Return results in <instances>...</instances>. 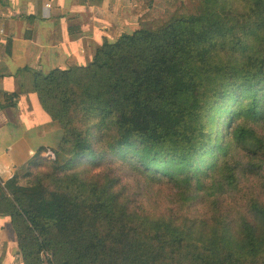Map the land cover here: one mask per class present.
Listing matches in <instances>:
<instances>
[{
    "label": "trees",
    "instance_id": "obj_1",
    "mask_svg": "<svg viewBox=\"0 0 264 264\" xmlns=\"http://www.w3.org/2000/svg\"><path fill=\"white\" fill-rule=\"evenodd\" d=\"M135 1L134 12L146 9ZM176 2L158 19L142 16L150 28L96 48L85 67L31 74L61 139L48 171L0 186L22 264H44L43 249L50 264H264V0H242L243 24L227 0H201L196 15ZM240 152L263 202L234 227L218 215L180 226L140 217L113 180L75 169L127 163L187 201L234 189Z\"/></svg>",
    "mask_w": 264,
    "mask_h": 264
},
{
    "label": "crops",
    "instance_id": "obj_2",
    "mask_svg": "<svg viewBox=\"0 0 264 264\" xmlns=\"http://www.w3.org/2000/svg\"><path fill=\"white\" fill-rule=\"evenodd\" d=\"M136 6L135 0H0V186L39 149L60 143V127L29 90L31 74L85 67L102 44L148 29L140 21L146 4L134 12ZM0 264H22L11 221L1 214Z\"/></svg>",
    "mask_w": 264,
    "mask_h": 264
},
{
    "label": "rangeland",
    "instance_id": "obj_3",
    "mask_svg": "<svg viewBox=\"0 0 264 264\" xmlns=\"http://www.w3.org/2000/svg\"><path fill=\"white\" fill-rule=\"evenodd\" d=\"M141 1H144L146 4L152 19H158L168 10L174 11L177 8L173 6L177 3L176 1L182 3L183 10L180 12H184L187 15H196L201 5V0ZM227 1L233 4V9L240 13L235 18H238L237 21L243 24V15L246 11L243 9L242 0ZM152 5H155L157 9L154 15L150 10ZM147 22L145 25L147 28H150L151 23L150 21ZM58 146L53 150L44 151L40 159L35 161L39 163L30 166L28 170L24 168L20 172L21 185H28L32 176L49 170L51 162L55 161V151L58 149ZM236 159L240 160L243 167L236 171L237 181L234 189L228 190V192L217 193L214 196L215 198L205 194L193 193L190 200L187 201L180 198L172 186L149 181L144 176H141L138 171L133 170L127 163L102 162L98 166H92V164L87 163L81 164L78 167L76 166L75 169L77 172H82L87 178H101L106 175L109 179L113 180L117 184L116 189L120 193L121 201L127 204L131 212H135L140 217L172 222L176 226H180L184 220L209 222L218 215L221 216L223 224L234 227L240 223L241 215L246 214L247 210L249 211L248 206L252 201L263 202L262 181L259 176L243 170L245 169L248 157L240 152ZM73 171L75 172V170ZM199 224L197 223L196 225ZM187 225L189 226V224ZM40 257L44 264H50L51 255L45 249L42 250Z\"/></svg>",
    "mask_w": 264,
    "mask_h": 264
}]
</instances>
